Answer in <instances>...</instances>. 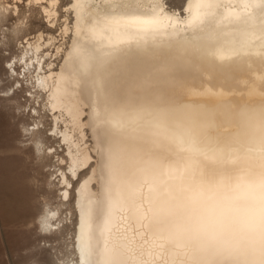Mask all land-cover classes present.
I'll list each match as a JSON object with an SVG mask.
<instances>
[{"label":"bare ground","instance_id":"bare-ground-1","mask_svg":"<svg viewBox=\"0 0 264 264\" xmlns=\"http://www.w3.org/2000/svg\"><path fill=\"white\" fill-rule=\"evenodd\" d=\"M34 1L53 26L61 0ZM65 7L57 64L43 52L57 38L39 33L18 39L17 62L0 70V89L22 83L19 68L36 73L30 98L66 151L62 200L43 199L37 240L74 227L75 260L61 264H264V0ZM10 12L0 1V23ZM7 101L19 108V92L0 109ZM52 138L42 122L12 134L32 160L51 159Z\"/></svg>","mask_w":264,"mask_h":264},{"label":"rangeland","instance_id":"rangeland-1","mask_svg":"<svg viewBox=\"0 0 264 264\" xmlns=\"http://www.w3.org/2000/svg\"><path fill=\"white\" fill-rule=\"evenodd\" d=\"M0 1L2 6L10 7L12 11L6 21L0 23V70L3 67H9L19 56L21 40L18 42V39L24 36L32 38L39 33L45 35L52 33L57 38L55 45L43 48L45 55H54L47 57L48 61L51 60L57 64L59 56L56 55V48L66 40L62 37L61 31L66 19L68 22L70 21L69 15L65 13V6L69 0H61L58 7L60 15L53 26L48 23L45 14L33 12L34 0ZM173 4L175 7H179V4L176 6V3H172V6ZM15 6H18V12L14 15ZM15 29H22L24 32L18 36L14 33ZM23 71V68L18 70L22 83H16L11 78L10 82H6L0 89V96L4 97L12 95L14 90L19 92L21 101L19 108L14 102L7 101L2 103L7 109L4 107L0 109V264H28V261L33 257L44 259L46 262L48 261V264H61L63 261L67 263L75 260L71 245L74 227L70 228L63 236L45 241L37 240L34 231L36 213L42 206L43 199L54 196L53 201L61 203L63 191L60 190L61 185L58 182V177L60 171L68 172V166L65 161L61 162L60 158L66 156L65 147L63 142L58 139L59 136L55 134L53 119L43 106L42 98L38 100L37 96L35 99L30 98L37 91V88L33 87L36 73L30 76L26 75V77ZM34 109L38 112L37 114ZM15 112L18 115L15 116ZM21 121L25 122L30 131L36 129L39 122L45 125L47 135L53 136L47 142L49 145L45 147L46 150L49 146L52 147V150L47 151L48 153L54 152L51 159L32 160L28 154L22 150L20 152V149L15 146L12 134ZM46 165L48 167L45 168ZM48 171L51 173H49L50 180L54 181L52 185L54 195L52 193L49 195L46 192L45 182ZM68 208H71V205L62 207V218L65 223L70 222L71 210ZM50 260L51 263H49Z\"/></svg>","mask_w":264,"mask_h":264},{"label":"snow or ice","instance_id":"snow-or-ice-1","mask_svg":"<svg viewBox=\"0 0 264 264\" xmlns=\"http://www.w3.org/2000/svg\"><path fill=\"white\" fill-rule=\"evenodd\" d=\"M106 264H108V262H106Z\"/></svg>","mask_w":264,"mask_h":264}]
</instances>
